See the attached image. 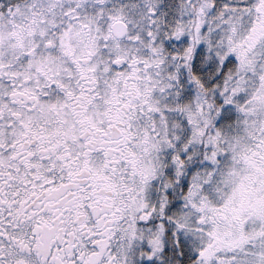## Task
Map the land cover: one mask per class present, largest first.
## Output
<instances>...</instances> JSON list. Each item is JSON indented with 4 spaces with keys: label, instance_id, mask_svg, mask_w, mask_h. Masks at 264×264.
I'll return each instance as SVG.
<instances>
[{
    "label": "snow or ice",
    "instance_id": "6c2138e0",
    "mask_svg": "<svg viewBox=\"0 0 264 264\" xmlns=\"http://www.w3.org/2000/svg\"><path fill=\"white\" fill-rule=\"evenodd\" d=\"M0 264H264V0H0Z\"/></svg>",
    "mask_w": 264,
    "mask_h": 264
}]
</instances>
